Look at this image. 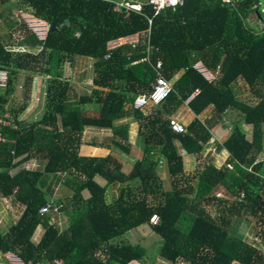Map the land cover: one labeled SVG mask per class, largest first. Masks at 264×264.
Returning a JSON list of instances; mask_svg holds the SVG:
<instances>
[{"label": "trees", "instance_id": "1", "mask_svg": "<svg viewBox=\"0 0 264 264\" xmlns=\"http://www.w3.org/2000/svg\"><path fill=\"white\" fill-rule=\"evenodd\" d=\"M14 1L0 0V10ZM18 1L32 11L35 21L59 30L48 31L41 40L24 25L17 38L15 24L1 17L10 33L4 35L0 26V70L8 72L7 88L0 89V119L9 113L14 121L9 126L0 123L5 139L0 143V195L25 209L7 232L0 229V252L13 253L25 264H138L145 260L146 249L116 240L151 224L152 216L158 215L153 230L163 244L161 262L153 264H264V0H184L182 6L154 17L150 0L142 3V14L128 16L107 0ZM254 15L263 22L262 29L251 26ZM67 19L70 25L60 28ZM149 29V38L135 47L108 48L122 38L147 36ZM79 58L94 60L96 89L76 96L68 70ZM199 63L219 72L215 81L197 68ZM181 71L162 105L145 112L133 108L138 97L153 93L159 73L171 82ZM24 72V104L8 107ZM37 75L47 77L45 113L29 123L21 117L29 108ZM239 82L255 95L254 102L240 101ZM198 90L202 94L188 103L191 112L200 116L214 106L222 118L230 110L239 111L242 123L253 126V136L248 137L241 122L236 124L230 137L218 143V149L230 151L228 163L219 169L208 162L193 186L187 183L178 147L187 153L202 152L214 137L212 128L196 120L177 134L168 120ZM89 105L99 107L98 115L87 114ZM128 117L138 123L145 144L142 159L130 171H123V162L113 152L80 155L87 127L111 129L115 147L126 148L123 141H129V129L116 123ZM162 157L171 191L163 190L158 173ZM32 159L43 162L41 169L28 171L25 165ZM59 174L67 176L65 185L71 192L43 214L50 203L44 184L47 177ZM226 182L236 190L234 201L217 196ZM116 183L131 184L110 205L108 187ZM158 190L163 199L151 203ZM194 193L196 198L190 199ZM201 204H216L217 216L204 212ZM55 207L69 217L67 228L53 222ZM244 214L256 220L258 238L252 242L230 232ZM40 226L46 232L36 242Z\"/></svg>", "mask_w": 264, "mask_h": 264}, {"label": "crops", "instance_id": "2", "mask_svg": "<svg viewBox=\"0 0 264 264\" xmlns=\"http://www.w3.org/2000/svg\"><path fill=\"white\" fill-rule=\"evenodd\" d=\"M37 21H39V20H37ZM138 36L140 39V37H141L140 34H136V35H133L130 37H132V39L134 40ZM130 37L122 38L119 40L120 41L121 40L123 41L124 39L128 40ZM142 40H144V39H142ZM117 41H114V42H117ZM111 43H109V44H111ZM87 59L93 60L92 58H87ZM199 64H203V63H199ZM93 74H94V64H93ZM218 74H219V72H218ZM218 74H215L216 77L218 76ZM181 75H182V71L174 76V79L171 81V83L173 84L174 82H176ZM77 77H78V74H77ZM25 80H26V77L24 76V74H22L19 86H21V84H22L21 82L23 81V83H24ZM69 80H70V82L73 83L74 86H75V84H77V82L74 81L75 79H73V80L71 79L70 75H69ZM42 81L45 82V84L43 86L40 85V82H42ZM35 85H38V89ZM80 85H82V84L80 83ZM46 86H47V77L42 76V75H40V76L37 75L34 77L33 91L35 88L36 89L35 92H37V94L38 93L43 94L44 90H46ZM75 88H76V86H75ZM44 100L41 101V99H40V101L35 100L33 102V99H31L30 104H29V108L26 111V112L29 111L28 115H35L36 117H38V115L41 114V111L43 108V107H41V111H40L38 106L40 103L41 104L44 103ZM45 104H46V101H45ZM45 104H42V106H44V108H43L44 112L42 113V116L40 117L41 119L43 118L44 113H45ZM87 110H89L88 114H91V116H96V115H98L99 107L89 105V106H87ZM236 112H237L236 110H230V111H228V113L225 116H223L221 118V116H219L217 114L216 108L214 106H212L204 114H201L200 116H196L193 112H191L189 110L188 103H187V101H185L176 110V112H174V114L171 116V118L179 121L184 127H186V126L190 125L191 123H193L194 121L198 120L203 125H205L206 127H211L212 133L214 135V137H213V139H211L210 143L207 144L205 146L204 150L200 153H187L185 150L178 147V151L182 155L183 162H184L185 176H186L187 180H189L187 182L188 184H191L193 186H196L198 184L199 172L203 169V167L208 162L212 161L217 167H219V169L221 166H224L225 164L228 163V159L231 156V153L228 149H222V150L218 149V145H219L218 143H222L223 141H225L226 139H228L230 137L232 129L234 128V126L236 124L241 122L242 127L248 133V137L252 139L253 126L246 125L245 123H242L241 116L238 115ZM28 115L25 118L21 117V120L32 123V121L28 117L32 118L33 116H28ZM41 119H39V120H41ZM116 124L118 125V127L121 125H123L124 127H128V129H129V131H128V134H129L128 144H130V146H125L124 141H123V145L126 148L122 149V148L115 147V145L112 143V140L115 136H114V132L111 129L87 127L84 131L83 145L81 146V149H80V155L81 156H86V155L87 156H96V155L105 156V155L113 152L119 159H121V161L124 164L123 171L125 173H127L128 171H130L132 169V166L138 160L142 159V157L144 155V151H145V144H144L142 137L139 136V125L135 121L134 117H128L122 121H118ZM248 129H252V132H250ZM104 132H106L107 136L103 137V139H100L99 141H97V138L95 137V135L100 134V133H104ZM86 136L88 137V142L86 141ZM177 145H178V143L176 141V146ZM159 157H160V155H159ZM157 159H158V155H157ZM262 159H263V157H262ZM224 160H227V161L225 163H222ZM42 164H43V162L41 160L32 159L25 166L27 167L28 171H38L39 169H41ZM17 173H18V171H17ZM158 173H159L160 179L162 181L163 190L164 191H171L172 184H171V180H170V174L168 172V167L166 165L165 159L163 157L159 161ZM193 177H196V179H191ZM66 182H67V176L63 175V174L47 177L46 182L44 184V189H45V192L47 193V196L50 200L49 201L50 203H52V204H53V202L55 203V200H56L57 195L59 194V191L62 194L61 196H63V198H61L62 200L64 198H66V196H69L71 190L65 185ZM129 184H131V183H127V184L116 183V184L110 185L108 187V192H107L108 203L110 205H113L115 203V201L118 199L120 192H121V189L124 188L125 186H128ZM63 185L65 187V190L61 189V187ZM220 188L222 189V188H224V186H221ZM162 194H163V191L158 190L156 195H153L150 197V202L151 203L160 202L163 199ZM194 194L196 195V193H194ZM191 196H193V195H190L189 198ZM61 199H59L58 201H60ZM67 202H69V201H67ZM16 203H17L16 200L10 199L9 197L5 198V197L0 195V220L4 217L5 218L4 223L6 225V227L4 225L5 228H3V227H1V224H0V229H1V231H3L2 232L3 234L8 231V229L11 225H13L14 223H16L18 221L19 217H21L19 215H23V211L25 209L24 206H22L18 203L16 204ZM57 214H59V213H57ZM68 218L69 217H67V215L64 211L61 212L59 219L63 224L61 227L62 229H65V228H67V226L70 225ZM240 219H243V217H240ZM247 221L248 220H244V222H242L241 226L238 229L239 237L242 239H245V240H246V238L251 237V235H249L250 233H252L256 236V234L254 233L253 226L248 227ZM233 226L230 229L231 234H233L232 233ZM153 228H154V225H152V224L142 225L136 229H133V230L127 232L120 239L118 238L116 240V242L124 243V244H131L134 246L141 245L142 247H144V249H146L145 260L142 263H138V264H153L151 262H148V260L150 259V256L148 255L149 250L155 251V253L153 255V259L155 260V263L161 262L160 248L163 244V241L160 237H158L155 234ZM45 232H46V230L43 226H40L38 228V230L36 232V235H38V242H40L42 240ZM256 237L258 238V236H256ZM259 240L261 242V238H259ZM4 255H6V254H2L0 252V256H4ZM162 264H170V263H162Z\"/></svg>", "mask_w": 264, "mask_h": 264}, {"label": "rangeland", "instance_id": "3", "mask_svg": "<svg viewBox=\"0 0 264 264\" xmlns=\"http://www.w3.org/2000/svg\"><path fill=\"white\" fill-rule=\"evenodd\" d=\"M114 1H120V0H114ZM127 1H133V2L137 1V2H140V3H145L148 0H127ZM22 6L23 5H22V3L20 1L15 0L13 3L10 4L9 8L5 7L2 10H0V26L2 25L4 27V30L6 31L4 35H8L10 33V30L7 29L5 24H2L3 18L5 19V23H9L10 22V23H14L15 24V27H16L15 28V36L17 38L20 37V35H22L21 28L24 25H27L33 32H35V34L38 37L43 36L42 32H45V31H42V30L38 29V28H40V26H35V30H33L34 27L32 29V26H30V24L34 23V21H35V18L33 17V14H32V11L30 9H26L25 7H22ZM1 17H3V18H1ZM249 21H250L251 26L257 27L259 29L263 28V22L256 21V16L255 15L252 18H250ZM36 24H40V23L36 21ZM46 25H47V31H46V33H47L48 32V24L46 23ZM140 36L141 37L139 39V42L142 39H146V35L144 33L140 34ZM130 40L132 42H135L136 39L133 40L132 37H130L128 40H126V39H124L123 41L122 40L121 41L118 40L117 42H112L111 44H108V45L110 47L120 46V44H128V42ZM93 64H94V60L79 58V59L76 60V64H74L73 68L71 70H68L69 73H70L71 79L72 80L75 79L74 81L77 82V84H75V86H76L75 90L76 91L73 93V95L77 94L76 96H81V95H85V94H91L93 92V90L96 89L95 87H93V80H94V76H95V74H93ZM200 65L202 66V64H200ZM77 74H78V77H77ZM24 76L27 79V73L26 72H24ZM38 76H40V75H38ZM21 83H22L21 86L25 85V82L23 83V81H22ZM80 83L82 85H80ZM44 84H45V82H43V81L40 82V85L43 86ZM35 86L38 89V85H35ZM238 86H239V92H240L239 98H240L241 102L252 103V102L255 101L254 100L255 99L254 98L255 95L249 90V88L247 86H245V84L243 82H239ZM35 91H36V89L34 88V91L32 92L33 93L32 94L33 102L35 100L40 101V99H41V101H43L45 99L44 103H42V104H45V101H46V90H44L43 94H41V93L37 94V92H35ZM23 93H24L23 90H21L20 86H18V92H17V95L15 96L16 99H11L10 104L8 105V107L9 106H15L16 107L18 105H23L24 104ZM42 104L40 103L39 106H38L40 111H41V107L44 108V106H42ZM43 108H42L41 114H39L38 117H36L35 115H28L29 111L24 113L22 115V117L25 118L27 115L28 116H33L32 118L31 117H28V118H30L32 123H35L39 119H41L40 117L42 116V113L44 112ZM236 113L242 117V114L239 111H237ZM29 123H31V122H29ZM248 130L250 132H252V129H248ZM106 136H107L106 132L95 135V137L97 138V141H99L100 139H103V137H106ZM86 141L88 142V137L87 136H86ZM128 142H124L125 146H130V144H128ZM226 161L227 160H224L222 163H225ZM223 186H224V188H222V189L220 188L218 190L217 196L219 198L225 199V200H230V201L236 200L237 199V193H236V190L231 186V184H228L226 182V183H223ZM62 187H61V189L65 190L64 185ZM61 195L62 194L59 191V194L57 195L55 202H57L59 199L63 198V196H61ZM195 198H196L195 194H193V196L190 197V199H195ZM199 208H201V209L203 208L204 212L212 213L211 215L213 217H216L217 214H218L217 211H216V204H212V206L210 204L209 205L208 204H201ZM196 210H198V208ZM53 215H54L53 216V218H54L53 222L57 223V226L61 228L62 225H63L62 222L59 219V216L61 215V212L59 214L54 212ZM19 216H22V215H19ZM244 220H248L247 221L248 227H250V226H255L256 227L255 218H253L251 214H244L243 219H237L236 220V222H235V224L233 226V230H232L233 234H237L238 235V229L241 226L242 222H244ZM4 222H5V218L3 217L0 220L1 227H3V228L6 227ZM4 225H5V227H4ZM185 226H188V224L186 223ZM249 235H251V237L250 238H246V240L248 242H252L253 241L252 239H254L256 236L254 234H252V233H250ZM35 240L38 242V235L35 236ZM154 253H155V251L149 250L148 255L150 256V259L148 260V262L155 263V260L153 259ZM10 254L11 255H8L7 259L14 260V261L13 262H7L5 260V255H4V256H0V264H8V263L21 264V262L16 260L17 257L13 256V253H10ZM235 264H237V263H235Z\"/></svg>", "mask_w": 264, "mask_h": 264}, {"label": "built area", "instance_id": "4", "mask_svg": "<svg viewBox=\"0 0 264 264\" xmlns=\"http://www.w3.org/2000/svg\"><path fill=\"white\" fill-rule=\"evenodd\" d=\"M108 2H114L116 7L115 10L116 11H123L125 10L127 13V16L129 15L130 12H136L139 14L143 13V4L140 2H133V1H127V0H120V1H114V0H107ZM226 1H230V0H226ZM184 3V0H150V5L152 6L153 9V17L158 15L162 10L166 9V8H170V7H176V6H182ZM149 26L151 28L152 26V19L149 18ZM37 24L36 23H32L30 24V26H32V29L34 27L33 30H35V26ZM40 29V28H38ZM43 36H40L39 38L41 40H44L46 38L47 33L46 32H42ZM145 34V33H144ZM147 38H149V34H150V29L147 31ZM122 43V42H121ZM139 43V36L136 38L135 42H132L131 40L128 42V44L133 45V47L137 46V44ZM124 45V44H120ZM119 46H113L110 47L108 45L109 49H115ZM149 58H145L143 61H148ZM197 68L207 77V79L209 81H215L216 80V75L213 74L209 69H207L205 67L204 64H202V66L199 64L197 65ZM155 69L159 72L161 70V62L158 61L157 64L155 65ZM8 85V72L6 70H0V89L4 90L7 88ZM21 90H24V86H20ZM173 92V84L169 81H167L165 79V77H163L160 73H159V77L157 79V83L155 85L154 91L151 95L147 96H140L138 97L134 104H133V108L136 110H140L145 112L146 109H150V108H154L157 106L162 105V103L167 99V97ZM202 94V92L200 90L194 92L193 94L190 95V97L187 100V103H189L190 101H193L196 97H199ZM14 119L11 118L9 113H5L4 115V119H0V123L4 126H9L11 124V122H13ZM168 124L170 129L174 132V133H184L186 132V128L177 120L173 119V118H169L168 120ZM5 139L2 137L1 133H0V143L4 142ZM15 154V152H14ZM259 159H257L258 161ZM244 197V195L242 194V198ZM52 210V203H49L46 205L45 208H43L41 210V213L45 214L48 213ZM55 213H60V210L58 207H55L53 210ZM160 221V218L158 215H153L150 222L153 225H157ZM8 255H11L10 253H6L5 255V260L7 262H13L14 260H10L7 259ZM13 256H16L15 254H13ZM17 257V261L21 262V264H25L23 263L18 256ZM8 264H15V263H8ZM55 264H61L59 262H55Z\"/></svg>", "mask_w": 264, "mask_h": 264}, {"label": "water", "instance_id": "5", "mask_svg": "<svg viewBox=\"0 0 264 264\" xmlns=\"http://www.w3.org/2000/svg\"><path fill=\"white\" fill-rule=\"evenodd\" d=\"M65 25H70V20L67 19L61 26L60 28H63ZM59 28H57L56 26H53V25H49L48 24V31L50 32H55V31H58Z\"/></svg>", "mask_w": 264, "mask_h": 264}, {"label": "bare ground", "instance_id": "6", "mask_svg": "<svg viewBox=\"0 0 264 264\" xmlns=\"http://www.w3.org/2000/svg\"><path fill=\"white\" fill-rule=\"evenodd\" d=\"M34 23H36V21H34ZM40 24H37L36 26H40V30H42V31H47V26L46 25H44V23L43 22H39Z\"/></svg>", "mask_w": 264, "mask_h": 264}, {"label": "clouds", "instance_id": "7", "mask_svg": "<svg viewBox=\"0 0 264 264\" xmlns=\"http://www.w3.org/2000/svg\"><path fill=\"white\" fill-rule=\"evenodd\" d=\"M214 74V73H213Z\"/></svg>", "mask_w": 264, "mask_h": 264}]
</instances>
